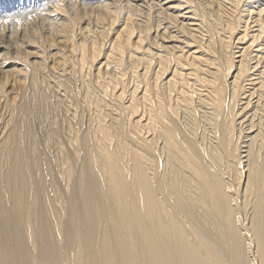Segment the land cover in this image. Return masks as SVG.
Instances as JSON below:
<instances>
[{
  "label": "bare ground",
  "instance_id": "bare-ground-1",
  "mask_svg": "<svg viewBox=\"0 0 264 264\" xmlns=\"http://www.w3.org/2000/svg\"><path fill=\"white\" fill-rule=\"evenodd\" d=\"M0 118V264H264V0H0Z\"/></svg>",
  "mask_w": 264,
  "mask_h": 264
},
{
  "label": "rangeland",
  "instance_id": "rangeland-1",
  "mask_svg": "<svg viewBox=\"0 0 264 264\" xmlns=\"http://www.w3.org/2000/svg\"><path fill=\"white\" fill-rule=\"evenodd\" d=\"M28 18H29V17H27V18H22V21H24V22H22L20 19H19V20L21 21L22 24H23V23L25 24L26 22H28ZM40 23H41V20H40V22H39V25H40ZM27 24H28V23H27ZM57 91H59V90H57ZM59 92H60V91H59ZM59 92H58V93H59ZM3 111H5V110H3ZM5 113H8V111L6 110ZM5 115H6V117L8 116L7 114H5ZM2 121H3V120L0 118V125H1V122H2ZM3 122H4V121H3ZM3 122H2V126H3ZM2 126H1V127H2ZM0 134H1V133H0Z\"/></svg>",
  "mask_w": 264,
  "mask_h": 264
},
{
  "label": "snow or ice",
  "instance_id": "snow-or-ice-1",
  "mask_svg": "<svg viewBox=\"0 0 264 264\" xmlns=\"http://www.w3.org/2000/svg\"><path fill=\"white\" fill-rule=\"evenodd\" d=\"M4 23H8V21L5 20ZM16 23L19 24V23H21V21H20L19 19H17V20H16Z\"/></svg>",
  "mask_w": 264,
  "mask_h": 264
}]
</instances>
